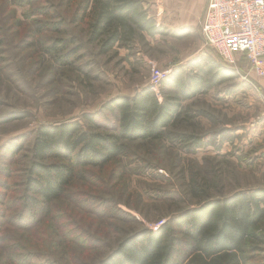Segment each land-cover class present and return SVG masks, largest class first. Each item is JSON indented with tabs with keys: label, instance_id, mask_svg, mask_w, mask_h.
<instances>
[{
	"label": "rangeland",
	"instance_id": "1",
	"mask_svg": "<svg viewBox=\"0 0 264 264\" xmlns=\"http://www.w3.org/2000/svg\"><path fill=\"white\" fill-rule=\"evenodd\" d=\"M189 1L174 0L172 4ZM144 3L148 9L154 7L155 13H148L156 23L168 22L156 5L171 4L170 0ZM29 10L10 5L7 8L0 0V21H6L12 11L17 19L29 21L25 18ZM9 22L12 23L10 19ZM169 24L175 29L171 32L183 37L169 34L148 38L134 49H117L103 56L97 54L98 48L90 46L78 62L89 64L87 74L62 69L51 57L40 56L42 53L31 57L27 49H19L14 31L5 37L0 46V118L13 112H28L30 116L0 124V167L15 170L14 177L8 180L0 173V230L6 244L19 240L33 264H97L124 238L142 229L155 230L176 214L196 207L200 201L190 194L192 173L206 183L214 177L217 187L211 189L212 198L242 189L264 188V91L258 83L261 78L254 77L248 60L238 55L236 65L228 64L235 69V79L184 104L192 105L195 111L206 110L215 119L197 121L208 141L229 134L233 142L224 143L220 150L210 147L194 155L185 154L168 142H136L130 145L133 156L121 165L89 169L86 178L71 187V198L57 202L55 210L60 216L58 225L67 224V230H82L90 236L89 249L76 243L73 233L65 239L63 232H57L54 219L33 222L28 218L27 228L18 225L17 195L1 185L7 182L20 187L40 125L79 120L116 97L134 96L150 87L154 67L164 72L167 79L177 70L194 74L195 65L207 64L214 58L216 53L204 47L199 27L193 31L178 28L176 22ZM72 29L81 32V40L86 41L80 28ZM160 89L161 86L157 94ZM105 116L100 122L115 123L113 116ZM18 140L24 146L22 153L13 159L6 157L3 147ZM22 154L26 159L20 158ZM4 212L6 217H1Z\"/></svg>",
	"mask_w": 264,
	"mask_h": 264
},
{
	"label": "trees",
	"instance_id": "2",
	"mask_svg": "<svg viewBox=\"0 0 264 264\" xmlns=\"http://www.w3.org/2000/svg\"><path fill=\"white\" fill-rule=\"evenodd\" d=\"M3 4L30 10L25 14L29 21L17 19L15 11L0 21V46L14 31L19 49H27L31 57L42 53L62 69L86 74L89 64L78 62L90 46L103 56L117 49H134L148 38L183 37L159 26L143 0H3ZM73 27L86 35L85 42ZM213 57L207 64L195 65L194 74L174 72L163 80L160 94L147 87L132 97H116L79 120L40 125L20 187L7 182L1 185L17 195L18 225L27 228L28 218L33 222L54 219L57 232H63L65 239L73 233V240L89 249L90 236L82 230H67V224L58 225L60 216L55 214L56 203L71 198V187L84 180L89 169L121 165L133 156L130 145L136 142H168L188 155L210 147L220 150L224 143L233 142L229 134L208 141L197 121L215 119L206 110L184 105L235 79V69L217 54ZM106 114L113 116L114 124L100 122ZM29 116L28 112H13L1 117L0 124ZM18 141L3 147L6 157L13 159L22 153L24 146ZM0 173L8 180L15 170L1 166ZM209 182L192 173L190 194L200 201L196 207L176 214L156 231L142 229L124 238L97 264H264V188L212 198L211 189L217 187L213 176ZM0 264H33L19 240L6 244L1 230Z\"/></svg>",
	"mask_w": 264,
	"mask_h": 264
},
{
	"label": "built area",
	"instance_id": "3",
	"mask_svg": "<svg viewBox=\"0 0 264 264\" xmlns=\"http://www.w3.org/2000/svg\"><path fill=\"white\" fill-rule=\"evenodd\" d=\"M199 28L204 47L231 65H236L238 55L243 56L250 73L264 78V0H209ZM165 77L159 68L152 69L154 92L158 93Z\"/></svg>",
	"mask_w": 264,
	"mask_h": 264
},
{
	"label": "crops",
	"instance_id": "4",
	"mask_svg": "<svg viewBox=\"0 0 264 264\" xmlns=\"http://www.w3.org/2000/svg\"><path fill=\"white\" fill-rule=\"evenodd\" d=\"M145 1V0H143ZM165 1V0H164ZM168 1V0H167ZM171 4H157L156 7L160 10L159 13L164 12L166 21L160 23L158 25L164 26L165 29L173 31L174 26L170 25L169 23H178V28H195L199 27V24L206 12L209 0H190L188 4H172L174 0H170ZM164 3V2H163ZM162 6V7H161ZM165 6V9L163 8ZM148 9V6H145ZM155 13L154 7L148 9L149 13ZM259 87L264 91V78L260 79Z\"/></svg>",
	"mask_w": 264,
	"mask_h": 264
}]
</instances>
